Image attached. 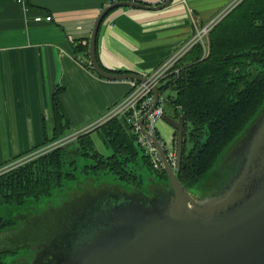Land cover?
<instances>
[{"label":"water","instance_id":"95a60500","mask_svg":"<svg viewBox=\"0 0 264 264\" xmlns=\"http://www.w3.org/2000/svg\"><path fill=\"white\" fill-rule=\"evenodd\" d=\"M172 2L113 1L101 11L89 42L90 68L99 76L152 87L154 101L140 118V127L157 147L167 180L152 176L142 188L103 184L96 189L90 178L87 188L76 191L64 206L48 207L26 222L38 221L39 234L38 239L27 240L29 252L21 259L17 256L18 264H264V103L202 183L188 187L178 176L184 152L183 114L177 119L163 117L176 133L173 165L162 139L144 126L158 103L159 87L140 72L110 71L99 63L97 36L109 12L120 7L161 10ZM64 209L65 217L51 229L45 220ZM21 225L18 220L0 237L17 240Z\"/></svg>","mask_w":264,"mask_h":264},{"label":"crops","instance_id":"0c3cea01","mask_svg":"<svg viewBox=\"0 0 264 264\" xmlns=\"http://www.w3.org/2000/svg\"><path fill=\"white\" fill-rule=\"evenodd\" d=\"M113 1L0 0V164L53 137L55 95L68 117L61 123L72 131L98 121L128 93V80L105 79L90 68L94 25ZM233 1L173 0L161 10L114 9L97 36L99 63L110 71L150 72ZM47 15L51 21L35 20ZM166 113L176 116V109ZM158 129L172 141L165 121ZM91 131L92 137L98 133Z\"/></svg>","mask_w":264,"mask_h":264},{"label":"trees","instance_id":"16d2710c","mask_svg":"<svg viewBox=\"0 0 264 264\" xmlns=\"http://www.w3.org/2000/svg\"><path fill=\"white\" fill-rule=\"evenodd\" d=\"M208 46L207 55L202 44L192 47L177 62L175 68L179 72L170 74L166 83L159 86L162 94L166 88L175 91L169 98L177 115L184 116V154L178 176L188 187L207 175L220 154L264 103V0H242L210 30ZM53 104L58 119L53 137L1 163L0 167L80 129L66 130L69 123L62 124L61 118L67 121L68 117L56 95ZM130 117L131 112H127L94 129L112 148V155L105 156L94 147L93 131H90L1 174L0 211L24 207L29 201H39L51 194L50 190L62 186L66 178L76 177L73 171L82 157L93 160L84 165V170H89L87 173L111 172L126 185L142 188L145 182L134 166L142 150L143 162L148 164L154 177L167 180L165 170L154 167L146 149L138 143ZM187 140L192 143L189 152H186ZM67 160L73 163V171L64 170ZM17 224L15 215L0 214V233ZM5 253L0 250V264L5 263Z\"/></svg>","mask_w":264,"mask_h":264},{"label":"built area","instance_id":"2783aa9c","mask_svg":"<svg viewBox=\"0 0 264 264\" xmlns=\"http://www.w3.org/2000/svg\"><path fill=\"white\" fill-rule=\"evenodd\" d=\"M241 1L242 0H234L229 7H227L225 10L219 13L206 25L199 27L197 26L195 34L187 42H185L180 48H178L172 55H170L167 59H165L155 69H153L150 72H143L142 74L147 76L154 84H156L159 87L160 83L166 80L170 74L179 72L180 70L179 68H174L177 62L196 44L198 43L202 44L204 48V55H207V53L209 52L208 33L220 20L224 18V16L228 12H230V10H232L235 6H237ZM35 20L37 22H41L43 20L51 21L52 16L51 15H47L46 17L37 16L35 17ZM128 81L130 84L129 92L122 99L116 102L105 113L103 117H101L98 121L94 122L88 127L82 128L62 140L71 137L75 138L82 133H86L90 130L99 127L100 125L106 123L112 118L121 116L123 114H126L127 112H131L130 121L132 123L133 131L137 134L138 143L148 151L149 155L151 156L154 167H156L157 169H161V168L164 169V165L161 160L157 147L148 136L142 133L140 127V118L151 108L154 101L152 87L144 82H139L136 80H128ZM165 113H166L165 98L163 94L160 92L159 100L156 107L144 120L145 128L156 135L157 133L160 134L158 125L160 121H163V117ZM160 138L162 139L161 135ZM58 142L60 141H57L53 144L58 145ZM162 143H163V147L165 148L168 159L173 165H175L177 160V148L171 143L164 141V139H162ZM37 152L38 150L32 153L31 155L23 156L20 159H17L15 161H12L11 163L1 166L0 175L24 164L26 161H28L31 158V156H35V153Z\"/></svg>","mask_w":264,"mask_h":264},{"label":"rangeland","instance_id":"374dc122","mask_svg":"<svg viewBox=\"0 0 264 264\" xmlns=\"http://www.w3.org/2000/svg\"><path fill=\"white\" fill-rule=\"evenodd\" d=\"M201 26V25H200ZM204 26V25H202ZM209 34V33H208ZM207 41V39H206ZM176 67V66H175ZM174 67V68H175ZM163 83H166V80L162 81L160 85ZM175 91L171 88H166L163 91V96L165 98V109L167 112H170L174 108L173 103L170 100V96H173ZM188 126H191V123H188ZM80 130V129H79ZM78 131V130H77ZM76 131V132H77ZM91 131V130H90ZM88 131V132H90ZM83 134V133H82ZM81 135V134H80ZM70 136V135H68ZM78 137V136H77ZM76 138V137H75ZM74 137H71L69 139V143L73 142L75 140ZM93 140H94V147L103 155L108 156L112 154L113 150L111 147L106 145L103 140L101 139L100 135L98 133H95L93 135ZM57 145V144H56ZM55 144H51L48 146L40 147L37 153L38 154L45 149L51 148L56 146ZM77 145L71 144L70 148H74ZM192 147V143L190 140H187L186 142V152H189ZM36 150V151H37ZM139 159L137 163L134 165L136 167L137 173L141 175L143 178L144 182L146 184H149L152 176L154 174L148 167L146 163H144L143 158L141 155H143V151L140 150L139 154ZM222 159V157L220 158ZM220 161V160H219ZM91 159L83 158L79 161V167L75 169V174L76 177L72 179H66L64 181V184L62 186H56L52 188L51 194L43 196L39 201H29L26 206L24 207H13L12 210H6V211H0L1 215H8L11 216L12 214L16 216L18 220L22 221V229H21V235L17 236V240L12 239H7L6 237H0V250L5 251L7 254H5L3 261L5 262L4 264H18L21 257L20 255H23L25 253L29 252V248L26 246L27 240L28 242H31L33 239H38L37 235L38 229L40 227V223L38 221H34L33 223L31 222L30 225H27L26 222L35 218L34 215L38 214L39 212H45L48 207H53V208H61L66 204V202H69L75 195L76 191H81L85 190L88 185L87 184L88 180L91 178L93 181L91 182L92 187L100 188L103 184H107L109 186H115V185H121L124 187H127L125 182H123L120 179H117V177L111 173V172H99V173H87L83 170V165L85 163H91ZM67 168H70V165L67 166ZM203 179L199 181L198 185L201 184ZM84 204V203H83ZM74 205L73 207H75ZM59 214H55L51 216L49 219L45 220V222L48 223V226L53 229L52 227L55 226L58 223H60L61 219L65 217L66 214L61 215V213H65L66 209L59 211ZM69 212V211H68ZM32 214V215H31ZM34 214V215H33ZM26 216V217H23ZM47 224H44V228H46L48 231L46 235L50 232ZM51 233V232H50ZM17 248L18 251H13L12 249ZM20 258H18V257ZM18 260L17 262H13V260Z\"/></svg>","mask_w":264,"mask_h":264},{"label":"flooded vegetation","instance_id":"af4514ba","mask_svg":"<svg viewBox=\"0 0 264 264\" xmlns=\"http://www.w3.org/2000/svg\"><path fill=\"white\" fill-rule=\"evenodd\" d=\"M236 7V6H235ZM231 11V10H230ZM229 13V12H228ZM227 13V14H228ZM226 14V15H227ZM225 15V16H226ZM224 16V17H225ZM165 114H167V113H165ZM175 119H177L178 118V115H177V112H176V116H173ZM173 129V128H172ZM184 130H185V128H184ZM92 133V132H91ZM159 136V135H158ZM160 137V136H159ZM162 137V136H161ZM184 137H185V133H184ZM69 139H71V138H68V139H65V140H59L60 142H58V145L57 146H54V147H51V148H48V149H45L43 152H41V153H38V154H35V156H31V158L28 160V161H26L25 163H27V162H29V161H32V160H34V159H36L37 157H39L40 155H43V154H45V153H47V152H49L50 150H53V149H55V148H57V147H59V146H61V145H65V144H67V143H69ZM163 139V138H162ZM165 141V140H164ZM168 142V141H167ZM169 143H171L172 145H174L176 148H177V144H176V133L174 134V130H173V137H172V141H170ZM35 151H33V152H31V153H29V154H27V155H31L32 153H34ZM146 152V154L147 155H149V153H148V151L146 150L145 151ZM102 154V153H101ZM183 154H184V152H183ZM69 155H77V154H74V153H70ZM79 155H83V154H79ZM90 155V154H89ZM110 155H112V154H110ZM150 156V155H149ZM81 159H83V157L82 158H80L79 160H78V162H77V168L79 167V161L81 160ZM150 159H151V156H150ZM151 161H152V159H151ZM24 163V164H25ZM91 163H93V160H92V162ZM91 163H85L84 165H88V164H91ZM66 165H65V167H64V170L67 172V171H70V170H72L73 171V167H74V165H73V163H71V161L70 160H67V162L65 163ZM70 165V168H67V166H69ZM84 165H83V170H84ZM148 165V164H147ZM149 167V166H148ZM89 169V168H88ZM165 170V169H164ZM75 171V170H74ZM73 171V172H74ZM85 172H87V171H89V170H84ZM75 173V172H74ZM138 174V173H137ZM139 175V174H138ZM139 177L143 180V178L141 177V175H139ZM66 179H68V178H66ZM65 179V180H66ZM70 179H72V178H70ZM144 181V180H143ZM56 187V186H55ZM54 188V187H53ZM52 190V189H51ZM51 190H50V193H51ZM46 195H49V194H46ZM46 195H44V196H46ZM6 254V253H5ZM2 255V254H1Z\"/></svg>","mask_w":264,"mask_h":264}]
</instances>
